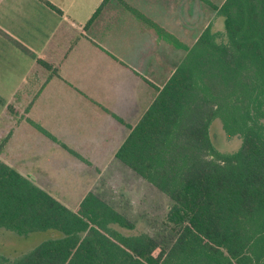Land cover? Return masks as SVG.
<instances>
[{"label": "trees", "instance_id": "1", "mask_svg": "<svg viewBox=\"0 0 264 264\" xmlns=\"http://www.w3.org/2000/svg\"><path fill=\"white\" fill-rule=\"evenodd\" d=\"M212 8L191 45L135 12L184 51L114 154L170 201L169 243L125 233L134 223L93 191L69 209L0 160V227L17 234L0 235V264H264V0Z\"/></svg>", "mask_w": 264, "mask_h": 264}, {"label": "crops", "instance_id": "2", "mask_svg": "<svg viewBox=\"0 0 264 264\" xmlns=\"http://www.w3.org/2000/svg\"><path fill=\"white\" fill-rule=\"evenodd\" d=\"M22 1L31 0H0V53L17 63V68L0 67V160L39 186L29 172L24 173L26 169L20 165L23 153L29 155L31 150L40 149L44 146L42 138H46L73 155L81 164L90 166L91 162L102 159L107 151L103 144H112L111 151L116 141H120L118 147L121 145L130 130L128 126L136 124L155 97L156 87H161L173 71L174 68L170 69L168 77H165V62L159 54L154 56L155 61L150 67L147 66L148 56L146 52L138 50L131 23L151 33L156 45L164 43L173 50H183L172 47L160 38L135 12L144 14L187 43L154 11L164 10L163 7H154L158 0H151V7L149 0H108L87 27L84 26L90 17L82 23L70 17L55 1L46 0L59 8L61 13L42 0H33L36 1L32 2L34 7L37 3L43 4L60 18L46 37L32 35L29 29L25 36L14 31L19 26L12 11ZM6 16L10 18L8 22L5 21ZM54 82L65 85L78 96L76 107L92 106L95 109L80 112L90 120L89 135H81V131L86 132L88 127L81 123L82 129H79L78 112L70 115V118L67 110H62L61 118L54 115L53 107L58 106V102L54 101L53 92L57 89L48 92ZM150 90L154 92L151 100ZM128 97L127 107L118 109L111 106L114 103H108ZM132 108L133 121L136 120L133 125L121 115ZM53 118H57L55 122L59 131L51 125ZM101 118H107V121ZM70 122L78 127L70 130L68 126L60 124ZM35 124L55 140L37 129ZM66 132H74L77 139L82 137L78 149L69 146L65 139ZM27 162L23 164L26 166ZM4 234L15 235L14 231L0 227V235Z\"/></svg>", "mask_w": 264, "mask_h": 264}, {"label": "rangeland", "instance_id": "3", "mask_svg": "<svg viewBox=\"0 0 264 264\" xmlns=\"http://www.w3.org/2000/svg\"><path fill=\"white\" fill-rule=\"evenodd\" d=\"M52 1L59 4L70 17L82 23L91 16L97 4L100 3V0ZM158 1L159 3H155L154 7H163L164 10L160 9L154 11L159 17H162L166 25H169L171 29L189 45L198 37L208 22L215 16V10L212 8V4L220 5L223 2V0ZM22 2L26 4H21ZM22 2L17 5L18 8L16 10L12 11L17 18L16 23L19 26L16 29L14 28V31L19 35L25 36L26 31L29 29L32 35L48 36L57 25V21L60 18L43 4L37 3V6L34 7L32 2L36 1L31 0ZM148 4H150L151 7V0H149ZM5 18L7 22L10 20L7 16ZM131 24L133 25L131 27L133 29L134 38L137 39L136 44L138 45V50L146 52L148 56L147 66L150 67L151 63L155 61L154 56L159 54L165 62L166 67L164 73L167 78L169 71H171L170 69L178 65L184 52L173 50L164 43L156 45L151 33H146L135 24ZM90 52L94 51L91 50ZM95 53L99 54L98 52ZM134 59L136 60L135 57ZM13 66L17 68L16 61L14 62L10 60L8 56L0 53V67L9 69ZM60 85V83L54 82L48 89V92L57 89V91L53 92L55 95L53 97L54 101L56 103L58 102V106L53 107L54 115H58L61 118L63 116L61 114L62 110H67L70 118V115L74 116L78 112L79 129H82L81 123L88 127L86 132L81 131V135H89L90 120L81 115L80 112L83 111L86 113L87 111H94L95 109L92 108V106H85L86 108L83 106L76 107V99H78V96L65 85ZM149 96L151 100L154 96V92L150 90ZM128 99L129 97L121 100L114 99L108 101V103H114L111 104V106H116L120 109L122 107H127ZM143 110L144 108L141 107V111ZM121 115L132 125L135 124L136 120L133 121V119H135L133 108ZM56 119L57 118H53V123L51 125L52 127H56L54 129L59 131V127L55 122ZM82 119L83 122H81ZM101 119L107 121V118ZM60 124L68 126L70 130H74V127H78L76 123L71 122L69 124ZM214 124H219V122L216 121ZM54 129L52 128L53 131H55ZM58 133L59 132H57V134ZM66 133L67 137H65V139L69 142V146L72 147V149H78V142L82 137L77 139V137L73 135L74 132ZM212 133L215 140L224 150H232L238 146V140L229 141L226 139L218 126L213 127ZM59 137L61 138V136ZM42 140L44 146L38 150H31L29 155L23 153L22 155H24V158L20 161L21 167L26 169L24 173L29 172L32 176L31 178H33L35 183L42 189L72 210L78 206L87 192L93 191L134 223V228L131 230L125 229V233L136 234L146 232L162 244L169 243L173 237V233L169 226L165 224V215L169 209L170 201L155 187L135 175L114 157L115 148L118 147L120 141L118 143L116 141L112 151L110 150L112 144H107V146L103 144L102 146L106 148L107 151L104 153L102 159L99 161L95 160L88 166L81 164L73 155L56 144L51 143L50 140L46 138H42ZM79 152L82 153V149H80ZM30 157L32 158L29 160ZM25 161H28L26 166L23 164ZM12 236L14 235H5L4 239H11ZM36 236L39 239H45L46 233L40 232L29 237L33 245L36 243L33 241L36 239ZM16 239L19 240L18 237ZM28 243L30 244L29 241Z\"/></svg>", "mask_w": 264, "mask_h": 264}]
</instances>
